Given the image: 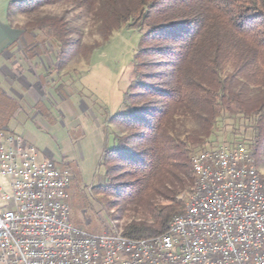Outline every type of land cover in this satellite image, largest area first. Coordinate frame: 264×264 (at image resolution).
I'll list each match as a JSON object with an SVG mask.
<instances>
[{"label": "trees", "instance_id": "16d2710c", "mask_svg": "<svg viewBox=\"0 0 264 264\" xmlns=\"http://www.w3.org/2000/svg\"><path fill=\"white\" fill-rule=\"evenodd\" d=\"M58 2L92 15L101 42L84 49L69 40L64 20L36 16ZM14 14L27 18L23 49L52 42L61 67L120 27H139L131 81L119 110L105 119L119 134L103 149L106 182L98 187L109 208L147 217L125 225L124 236H159L183 212L178 193L193 186L192 154L211 142L220 116L254 121L251 153L264 157V0H14L8 17ZM16 106L0 89V129L7 130ZM186 119L195 124L189 132L179 130Z\"/></svg>", "mask_w": 264, "mask_h": 264}, {"label": "built area", "instance_id": "2783aa9c", "mask_svg": "<svg viewBox=\"0 0 264 264\" xmlns=\"http://www.w3.org/2000/svg\"><path fill=\"white\" fill-rule=\"evenodd\" d=\"M250 147L224 140L194 152L201 181L183 212L163 234L136 239L77 230L68 171L0 129V264H264V178Z\"/></svg>", "mask_w": 264, "mask_h": 264}, {"label": "rangeland", "instance_id": "374dc122", "mask_svg": "<svg viewBox=\"0 0 264 264\" xmlns=\"http://www.w3.org/2000/svg\"><path fill=\"white\" fill-rule=\"evenodd\" d=\"M36 16L64 20L69 40L78 41L84 49L101 42L100 24L72 2L46 5ZM12 20L21 29L27 18L14 14ZM130 26L126 24L113 31L107 42L92 49L89 55L82 49V53L68 57L63 68L56 60L57 47L48 42L43 47L45 58H42L50 77V87L44 97L46 109L40 104L30 111V106H34L32 103L20 102V113L7 123L14 133L35 148L40 159H51L57 167L68 171L70 222L77 230L92 235H100L113 226L115 230L123 231L131 221L147 218L130 208L124 211L109 208L102 201L103 195L98 193V187L106 182L100 165L103 149L112 141V133L119 134L118 129L107 124L105 119L115 111L117 85L119 90L126 89L131 81V66L140 38L139 27ZM38 50L43 52L41 46ZM81 80H85L82 88ZM53 83V87L61 86L63 90L54 89ZM183 124L179 128L181 131L189 132L195 128L191 119H186ZM254 126V121L243 122L222 115L205 148L224 140L233 143L240 139L250 143L252 150L256 142ZM252 158L264 178V157L258 160L252 155ZM190 188L188 192L180 190L178 193L184 203ZM1 206L0 202V211Z\"/></svg>", "mask_w": 264, "mask_h": 264}, {"label": "crops", "instance_id": "0c3cea01", "mask_svg": "<svg viewBox=\"0 0 264 264\" xmlns=\"http://www.w3.org/2000/svg\"><path fill=\"white\" fill-rule=\"evenodd\" d=\"M13 1L0 0V89L6 97L17 104L11 119L20 113V102L32 103L34 106H30V111L36 105L39 107L40 104L43 105L42 109H46L44 97L47 88L50 87V77L47 76L49 69L42 60L45 58L43 47L42 53L38 48H30L25 51L19 41L21 30L13 23V15L8 17V8ZM84 81H80L81 88L84 87ZM124 90L125 88L119 90L117 85V103L115 111L111 115L121 107ZM86 91L91 95L93 94L89 90ZM107 99L105 100L107 101ZM7 130L14 133L9 126H7ZM0 181L6 182L1 178ZM0 202L2 209L5 204L1 198Z\"/></svg>", "mask_w": 264, "mask_h": 264}, {"label": "bare ground", "instance_id": "6f19581e", "mask_svg": "<svg viewBox=\"0 0 264 264\" xmlns=\"http://www.w3.org/2000/svg\"><path fill=\"white\" fill-rule=\"evenodd\" d=\"M207 149V148H205ZM254 160V159H253ZM191 166H192V171H193V175L195 177V180H194V183H193V186L191 187L190 189V192L188 194V198L186 201H188L189 199H191V196H192V192H195V190L197 189V181H201V172H194V168H193V163H192V157H191ZM253 174H257L260 176L258 170H257V167L255 166L254 164V161H253ZM261 177V176H260ZM185 201V202H186ZM112 231H118V230H115V227L113 226L112 228H110Z\"/></svg>", "mask_w": 264, "mask_h": 264}]
</instances>
